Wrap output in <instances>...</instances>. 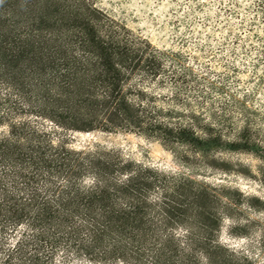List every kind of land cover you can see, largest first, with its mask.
Masks as SVG:
<instances>
[{
  "label": "trees",
  "instance_id": "obj_1",
  "mask_svg": "<svg viewBox=\"0 0 264 264\" xmlns=\"http://www.w3.org/2000/svg\"><path fill=\"white\" fill-rule=\"evenodd\" d=\"M164 54L92 0H0V264H238L216 239L227 189L51 138L58 125L134 132L182 161L239 149L264 160L246 125L228 138L138 101L130 80L159 77Z\"/></svg>",
  "mask_w": 264,
  "mask_h": 264
},
{
  "label": "rangeland",
  "instance_id": "obj_2",
  "mask_svg": "<svg viewBox=\"0 0 264 264\" xmlns=\"http://www.w3.org/2000/svg\"><path fill=\"white\" fill-rule=\"evenodd\" d=\"M92 1L165 52L159 77L136 74L130 80L143 91L138 101L172 109L168 119L182 125L198 115L228 138L246 125L264 147V0ZM57 132L52 140L65 133L70 148H115L123 159L171 172L192 171L195 179L227 189L231 209L222 217L217 243L238 264H264V160L255 153L218 150L182 161L175 146L165 148L134 132L63 125Z\"/></svg>",
  "mask_w": 264,
  "mask_h": 264
}]
</instances>
